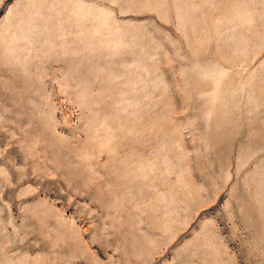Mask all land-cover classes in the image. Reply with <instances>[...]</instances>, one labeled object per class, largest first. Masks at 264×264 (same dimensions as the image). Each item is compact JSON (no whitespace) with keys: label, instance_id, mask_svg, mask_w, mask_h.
<instances>
[{"label":"rangeland","instance_id":"rangeland-1","mask_svg":"<svg viewBox=\"0 0 264 264\" xmlns=\"http://www.w3.org/2000/svg\"><path fill=\"white\" fill-rule=\"evenodd\" d=\"M0 264H264V0H0Z\"/></svg>","mask_w":264,"mask_h":264}]
</instances>
